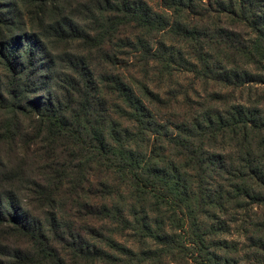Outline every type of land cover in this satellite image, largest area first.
<instances>
[{
  "label": "trees",
  "instance_id": "1",
  "mask_svg": "<svg viewBox=\"0 0 264 264\" xmlns=\"http://www.w3.org/2000/svg\"><path fill=\"white\" fill-rule=\"evenodd\" d=\"M158 6L0 0V264H264V0Z\"/></svg>",
  "mask_w": 264,
  "mask_h": 264
},
{
  "label": "rangeland",
  "instance_id": "2",
  "mask_svg": "<svg viewBox=\"0 0 264 264\" xmlns=\"http://www.w3.org/2000/svg\"><path fill=\"white\" fill-rule=\"evenodd\" d=\"M151 8L156 12H161L159 9V0H148ZM168 46L170 43L165 42ZM177 50H179V57L177 58V66L174 69H171L169 75L161 78L159 75V70L157 67L150 65L148 67L147 73V82L149 87L155 90L161 97L166 98V94L173 90L174 92H179L180 95L177 97V104L179 106L185 105V101L183 98L184 92L187 93V96L190 100H196V94H202L201 90L204 88L201 82L195 81L192 73L188 72V64H191L193 60L190 57V52L183 46H176ZM140 69L136 67V71L134 74L138 75ZM247 90L237 91L236 98L239 102L240 100H244L246 97ZM243 102V101H242ZM185 108V107H184ZM223 222H228L226 219H222ZM230 231L232 234L230 236L225 237L227 240H233L239 243H242V239L236 235L235 226L229 225ZM134 244H128L131 246ZM240 264H251L248 262V259L244 256H240Z\"/></svg>",
  "mask_w": 264,
  "mask_h": 264
}]
</instances>
